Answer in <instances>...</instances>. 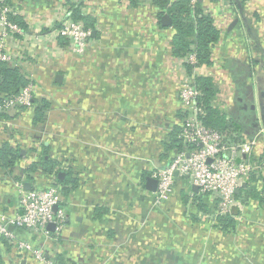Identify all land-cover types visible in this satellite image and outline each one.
I'll return each instance as SVG.
<instances>
[{"label": "crops", "instance_id": "0c3cea01", "mask_svg": "<svg viewBox=\"0 0 264 264\" xmlns=\"http://www.w3.org/2000/svg\"><path fill=\"white\" fill-rule=\"evenodd\" d=\"M202 1L220 38L212 63L195 72L213 78L219 89L214 104L234 122L241 142L255 140L253 153L259 154L264 125L249 106L250 86L256 99L264 91V0H248L243 11L230 8L228 0ZM9 2L28 34L43 33L63 2L82 3L85 13L92 8L96 19L92 44L83 53L67 51L52 61L43 60L39 45L30 50L23 39L9 41L14 54L34 51L27 69L40 84L37 98L51 106L36 125L31 109L0 120V146L7 142L24 151L14 167H0V216L17 213L20 188L32 185L23 169L43 146L60 163L57 177L66 173L60 183L62 229L50 228L49 234L18 229L17 237L63 264H264L263 180L257 183L258 198L245 197L243 187L236 193L241 205L228 230L217 224L213 199L200 195L186 176H176L167 199H154L149 180L177 151H167L164 142L180 125L179 88L189 75L181 57L171 54L174 29L162 23L152 0L136 8L128 0ZM53 52L58 55L56 48ZM35 175L45 185L46 175ZM0 264L35 262L0 235Z\"/></svg>", "mask_w": 264, "mask_h": 264}, {"label": "built area", "instance_id": "2783aa9c", "mask_svg": "<svg viewBox=\"0 0 264 264\" xmlns=\"http://www.w3.org/2000/svg\"><path fill=\"white\" fill-rule=\"evenodd\" d=\"M196 1L190 0L191 3ZM68 9L67 2L58 5L53 16L44 25L45 33L28 34L29 29L24 31L8 17V13L20 15L17 8L11 2L0 0V62L18 66L29 80L16 95L0 100V112L19 116L22 108L31 107L33 98L37 97L40 84L27 69L28 58L34 55V51L30 50H33L35 45L42 48L43 60L48 62L65 56L67 51L83 53L86 47L92 44L93 31L85 28L81 20L71 18ZM90 12L92 14V8ZM60 37L66 40L65 45L59 42ZM13 39L27 41L29 43L27 47L30 50L14 54L8 47L9 41ZM54 48L58 55L54 54ZM181 59L183 62L193 63L195 56L190 53ZM198 67L194 69L196 70ZM195 74L198 73L195 72ZM197 95L198 90L194 87L190 76H187L179 88L182 116L179 125V138L183 146L172 155L168 164L152 174L157 180L154 199L158 203L167 199L172 192L176 176H186L197 187L200 195H207L213 199L215 202L213 213L217 218L232 214L234 208L241 205V199L237 197L235 191L247 183L250 173L255 169L264 172V159L259 164L247 160L252 156L254 139L226 143L223 135L205 127L198 118L201 109L195 104ZM17 116L12 119H16ZM258 134L264 135V127L259 129ZM36 173H34L32 187L19 190L17 213L12 217L0 216V235L6 237L8 244L13 249L31 257L35 264H57L47 257L40 247H34L19 239L16 234L18 229L49 234L48 225L50 223H54V229L58 232L65 223L66 216L61 205L60 185L51 179L46 180L45 185H39ZM7 224L13 226L14 230L7 231L5 226Z\"/></svg>", "mask_w": 264, "mask_h": 264}, {"label": "trees", "instance_id": "16d2710c", "mask_svg": "<svg viewBox=\"0 0 264 264\" xmlns=\"http://www.w3.org/2000/svg\"><path fill=\"white\" fill-rule=\"evenodd\" d=\"M9 2L10 0H6ZM214 2L215 0H209ZM230 8L244 10L248 0H228ZM142 0H128L129 6L136 8L141 5ZM69 16L75 20H81L85 28L92 31L96 30V19L93 14L84 13L82 3L67 2ZM152 6L157 8L158 16L168 14L171 20L170 26L174 29L171 40V54L176 57H185L190 53L195 56V61H184L186 73L190 76L194 87L198 90L195 97V104L201 109L198 118L202 124L223 135L226 143L241 142L243 136L236 131L234 122L227 117L224 109L214 104V99L218 93V86L211 76L195 74L194 68L203 65H210L211 52L214 43L220 38V30L217 27L216 20L212 13L204 8L202 0L191 3L190 0H152ZM11 21L17 23L24 31L28 30V25L22 15L8 13ZM161 25V24H160ZM62 45L66 40L59 38ZM29 80L18 66H12L6 62H0V100L4 97L16 95ZM51 103L44 97H34L31 107L33 112L32 123L34 125L44 122L46 112ZM26 108L23 107L22 111ZM16 114L10 115L0 112V120H10ZM182 116L180 115V118ZM180 126L174 129L169 135V142H164L167 151L180 150L183 146L179 138ZM34 151V149H32ZM21 149L16 146L12 147L7 142L0 146V167L12 168L23 157ZM264 159V149L261 153H252L247 158L248 161L259 164ZM60 169V163L49 156V147H42L37 160L32 161L23 169L26 178L29 181L34 180V173L41 171L48 179L60 185L61 179L57 177ZM264 172L255 169L250 173L246 186L242 188L241 194L249 198H258L262 194L257 188L260 180L264 181ZM243 199V198H242ZM244 200V199H243ZM217 224L224 230L234 228V217L231 214L217 217ZM57 264H63L62 260L56 261Z\"/></svg>", "mask_w": 264, "mask_h": 264}, {"label": "water", "instance_id": "95a60500", "mask_svg": "<svg viewBox=\"0 0 264 264\" xmlns=\"http://www.w3.org/2000/svg\"><path fill=\"white\" fill-rule=\"evenodd\" d=\"M161 21L164 25L169 26L171 24V20L170 17L168 16V14H163L161 17ZM238 19H234L231 23H230V27H233L236 23H237ZM94 34V31H93ZM92 34V35H93ZM55 81L56 82H61L62 81V75L61 74H56L55 75ZM250 91H251V104H250V108L252 109V111L254 112V115L256 116V111L260 113V119L264 125V91H261V93L259 94V98H255L254 96V92H253V85L250 86ZM257 117V116H256ZM22 153L24 152L23 150L21 151ZM66 175L65 172L60 171L58 173V178L62 179L64 178V176ZM175 175H177V172H175ZM151 183V187L150 189L152 191H155L156 189V184H157V180L155 177H153L152 179L149 180ZM25 186L27 187L26 189H30L32 187L31 183L26 182ZM246 184L244 183L242 185V187H245ZM196 187V186H195ZM197 188V187H196ZM240 191V188L236 189V193H238ZM48 228H54V223H50L48 225Z\"/></svg>", "mask_w": 264, "mask_h": 264}]
</instances>
